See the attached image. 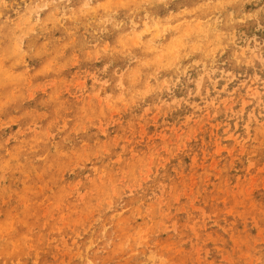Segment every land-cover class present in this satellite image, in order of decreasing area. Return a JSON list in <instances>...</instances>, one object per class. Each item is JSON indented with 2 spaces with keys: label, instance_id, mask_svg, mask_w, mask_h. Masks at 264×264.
Listing matches in <instances>:
<instances>
[{
  "label": "rangeland",
  "instance_id": "374dc122",
  "mask_svg": "<svg viewBox=\"0 0 264 264\" xmlns=\"http://www.w3.org/2000/svg\"><path fill=\"white\" fill-rule=\"evenodd\" d=\"M0 264H264V0H0Z\"/></svg>",
  "mask_w": 264,
  "mask_h": 264
},
{
  "label": "bare ground",
  "instance_id": "6f19581e",
  "mask_svg": "<svg viewBox=\"0 0 264 264\" xmlns=\"http://www.w3.org/2000/svg\"><path fill=\"white\" fill-rule=\"evenodd\" d=\"M182 46H183V45H182ZM213 56H214V55H213ZM197 63H198V62H197ZM247 102H248V101H247ZM247 102H246V103H247Z\"/></svg>",
  "mask_w": 264,
  "mask_h": 264
}]
</instances>
